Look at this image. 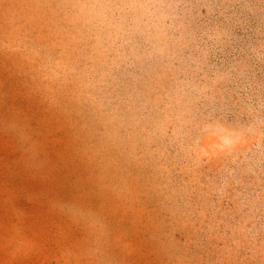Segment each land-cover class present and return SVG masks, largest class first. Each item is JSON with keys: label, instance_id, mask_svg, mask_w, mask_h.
<instances>
[{"label": "rangeland", "instance_id": "obj_1", "mask_svg": "<svg viewBox=\"0 0 264 264\" xmlns=\"http://www.w3.org/2000/svg\"><path fill=\"white\" fill-rule=\"evenodd\" d=\"M0 264H264V0H0Z\"/></svg>", "mask_w": 264, "mask_h": 264}]
</instances>
